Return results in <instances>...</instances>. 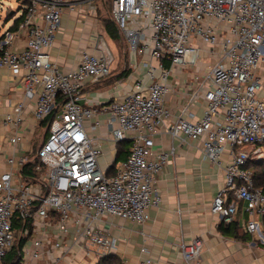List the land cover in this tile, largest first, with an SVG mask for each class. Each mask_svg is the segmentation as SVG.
Wrapping results in <instances>:
<instances>
[{
    "label": "built area",
    "instance_id": "1",
    "mask_svg": "<svg viewBox=\"0 0 264 264\" xmlns=\"http://www.w3.org/2000/svg\"><path fill=\"white\" fill-rule=\"evenodd\" d=\"M21 2L16 27L0 35V68L18 77L23 89L22 100L3 120L13 133L12 151L0 166V264L13 247L14 264H60L92 252L98 263L114 253L116 238L106 236L97 222L113 216L143 223L158 206L155 178L173 153L153 149L162 125L180 144L199 138L202 159L220 165L227 155L224 183L210 209L225 222L244 212L242 229L264 244V191L253 186L252 171L245 167L248 151L258 155L256 145L264 140V83L258 74L264 62V0H108V16L129 53L148 59L142 61L145 79L105 101L83 94L86 83L111 73L113 57L101 34L96 49L79 50L66 69L49 55L64 5L80 4V14L96 18L104 1ZM188 69L197 84L186 85L193 90L169 120L168 76ZM198 98L203 113L192 120ZM28 101L33 120L45 121L47 131L33 151L15 154ZM101 124L104 131L97 132ZM100 138L113 146L129 141L127 156L112 174L99 165ZM177 246L185 264H200V238ZM144 264L156 263L146 257Z\"/></svg>",
    "mask_w": 264,
    "mask_h": 264
},
{
    "label": "crops",
    "instance_id": "2",
    "mask_svg": "<svg viewBox=\"0 0 264 264\" xmlns=\"http://www.w3.org/2000/svg\"><path fill=\"white\" fill-rule=\"evenodd\" d=\"M81 9L82 5L77 3L73 8L63 6L59 26L49 48L50 58L63 69L75 62L79 50L94 51L98 35H103L106 31L98 17L80 14ZM3 32H0V35ZM22 43V39L15 40V45L21 46ZM114 53L110 75L98 82H88L83 88V94L92 97L94 101L122 97L136 79H145L146 67L142 61L147 60L148 56H136L128 50L120 52L115 48ZM151 62L154 63L155 60L151 59ZM194 73L192 69H188L168 76L167 82L171 90L164 97V103L171 111L169 120L179 112L187 94L193 90H187L186 85L197 84L193 81ZM258 74L263 77L264 83V62L259 65ZM262 93L263 91H260V94ZM22 98L23 89L18 77L12 75L8 68L1 67V167H4L3 157L12 151L8 138L13 133L12 125L4 123L3 120L5 114ZM31 104L32 102L28 101L24 106V137L19 142L15 154L30 153L45 137L47 131L43 122L37 123L33 120ZM203 104L201 98L195 100L191 107L192 120L201 117ZM220 117L219 115L218 118ZM99 118L101 121L104 119L102 115ZM169 120L165 123L168 124ZM39 127L44 128L38 131ZM99 131H104L102 124L97 129V132ZM98 142L102 152L98 162L102 169H106L113 161L117 148L116 145H111L107 138H100ZM129 145L128 143L127 146ZM200 147L199 138L191 140L189 144H180L178 139L171 137L165 125L160 126L154 135L153 149L170 151L172 148L173 153L155 178L154 185L160 195L158 206L149 210V218L143 223L113 216H107L97 222L106 236L116 238L117 249L114 253L124 264H144L146 257H150L156 264H185L177 243L188 242L195 237L202 241L200 264H264V244L255 235L248 233L250 238L243 240L220 232L219 224L223 219L219 214L213 213L210 207L224 183L223 164L227 155L223 154L218 165L208 159H202ZM244 217L245 213L240 210L235 215L234 219L240 227ZM141 246L147 247V251L141 252ZM92 254L93 252L87 257L76 254L74 258L61 261L60 264H93L95 256Z\"/></svg>",
    "mask_w": 264,
    "mask_h": 264
},
{
    "label": "trees",
    "instance_id": "3",
    "mask_svg": "<svg viewBox=\"0 0 264 264\" xmlns=\"http://www.w3.org/2000/svg\"><path fill=\"white\" fill-rule=\"evenodd\" d=\"M19 19H20V15L14 18L12 24L6 30H11L15 28ZM100 21L103 22V26L105 30L109 32V36L111 38L117 40L118 38L121 37L118 34L117 29L114 23L112 22V20L109 18V16L101 18ZM2 35L3 33L1 34V36ZM44 123L45 121H43V124ZM45 135H46V132H45ZM262 142H264V140ZM128 143L129 141L127 142V140H121L116 143L117 151H116L113 161L106 168L107 174H112L114 172V164L118 162L119 160L124 159L127 156L128 150H129V147L127 146ZM27 167L28 166H25V170L29 171V168ZM245 167L249 168L252 171L253 186L258 187L264 191V158H262L261 160H254V159L249 158L245 164ZM262 224L264 226V214L262 216ZM219 230L223 234L232 235L236 238H240L243 240H248L250 238V235L246 231L242 230V228L238 225L236 219H233L228 222H225V221L221 222L219 224ZM14 254H15V249L13 247L8 252L6 258L4 259L3 264H14L12 261ZM93 264H124V263L115 253H109V254L102 256L99 259L98 263H93Z\"/></svg>",
    "mask_w": 264,
    "mask_h": 264
},
{
    "label": "rangeland",
    "instance_id": "4",
    "mask_svg": "<svg viewBox=\"0 0 264 264\" xmlns=\"http://www.w3.org/2000/svg\"><path fill=\"white\" fill-rule=\"evenodd\" d=\"M104 3L101 5L98 3V9H97V17L101 20V18L108 16V0H103ZM23 6V3L21 0H0V32L5 31L6 28L12 23L15 17H17L21 11V7ZM100 23L103 25V22L100 21ZM99 25V24H98ZM104 27V26H103ZM102 37L106 45L109 47V50L111 52V55L113 59L115 58L114 48L119 50L120 52L123 50L127 51L128 47L126 42L120 37L117 40L111 38L109 36V32L105 31V33H102ZM126 53V52H125ZM261 80H263V77L261 76ZM45 125V123H44ZM44 128V127H43ZM42 127L38 128V131L40 129H43ZM260 149V153L258 155H254L252 150L248 151L249 158L254 160H261L264 158V142H261L256 145V148ZM33 153H31V156Z\"/></svg>",
    "mask_w": 264,
    "mask_h": 264
}]
</instances>
